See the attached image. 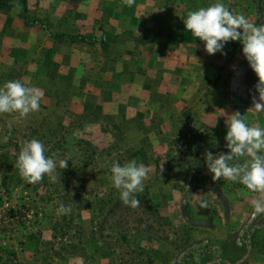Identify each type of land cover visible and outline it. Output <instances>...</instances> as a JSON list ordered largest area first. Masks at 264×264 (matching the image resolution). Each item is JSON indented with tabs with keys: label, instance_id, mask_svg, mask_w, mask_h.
<instances>
[{
	"label": "rangeland",
	"instance_id": "1",
	"mask_svg": "<svg viewBox=\"0 0 264 264\" xmlns=\"http://www.w3.org/2000/svg\"><path fill=\"white\" fill-rule=\"evenodd\" d=\"M61 1L8 0L9 6L0 7V87L19 80L43 93L38 111L24 117L0 113V261L16 255L17 248H34L39 262L71 259L75 264H183L186 250L203 244H192L188 232L200 215L194 214L191 205L194 195L197 190L222 193L217 183L227 181L212 179L204 154H226V141L214 140L220 133L207 125L192 123L172 134L167 141L172 153L159 157L156 145L161 146V136L147 135L139 117L134 121L125 115L114 121L106 107L97 104L95 95H82L80 89L93 83L83 66L89 67L104 52L86 50L69 38L55 41L49 36L50 31L76 34L80 30L55 28L54 18H58L53 7ZM238 1L223 0L232 10ZM243 1L245 7L252 8L244 12L249 22L264 24V0ZM34 21H41L44 27L32 25ZM123 47L108 49L105 63L112 57L122 59ZM240 71L229 76L231 90L226 96L234 109L243 103L244 112L239 113L249 126L264 127V110L252 109L251 104L254 96L258 99V77L246 59L242 80ZM102 76L99 74L104 79ZM110 80L108 77L107 82ZM31 139L43 142L45 155L56 161V181L46 174L32 184L19 176L15 163L20 149ZM249 159L245 156L244 162ZM60 160H68L65 169L59 167ZM131 160L146 170L143 190L134 194L139 200L135 207L121 201L110 171L114 162L124 165ZM241 160L230 163L240 164ZM166 163L169 171L164 170ZM178 166H184L185 171ZM251 195V210L255 211L261 194L251 191ZM61 203L72 210L58 215ZM215 207L217 211V204ZM8 230L14 234H5ZM250 235L253 241L261 237L259 231ZM151 237L163 253L158 261L148 247L154 243ZM215 254L203 255L202 264H215Z\"/></svg>",
	"mask_w": 264,
	"mask_h": 264
},
{
	"label": "crops",
	"instance_id": "2",
	"mask_svg": "<svg viewBox=\"0 0 264 264\" xmlns=\"http://www.w3.org/2000/svg\"><path fill=\"white\" fill-rule=\"evenodd\" d=\"M61 2L53 7L54 16L58 18H54L55 28L79 27V33L50 31L47 32L49 36L55 41L59 39L52 33L95 38L98 41L94 43H75H81L86 50L96 48L104 52L89 67L83 66L93 83L80 89L82 95H95L97 104L106 107L107 115L114 121L125 115L132 120L139 117L147 135L161 136V146L156 145V150L160 149L156 154L159 157L172 153L167 142L172 134L192 123L207 125L208 129L220 133L214 140L219 137L220 141H226V122L234 110L244 112L241 110L243 103L237 106L238 110L234 109L226 96L228 89L231 90L229 76L237 74L241 68L239 79H244L242 45L239 41H230L225 45V54L209 55L204 50V42L186 31L183 23L189 12L208 7L214 0H134L130 7L122 0ZM229 7L233 14L242 15L252 9H249L250 5L245 7L243 0L237 2L234 10ZM59 13L62 14L58 16ZM102 39H106V45L100 42ZM118 46H124L120 51H124L123 58L112 57L105 63V52ZM84 58L89 59V55ZM244 90L243 84L239 91L241 97ZM242 158L240 164L244 163ZM164 165V170L169 171V164ZM178 169L185 171L184 166H178ZM217 186L222 193L197 190L192 199L194 214L200 215L195 217L196 222L188 230L192 236L190 242L209 244L216 253L215 264H264V213L254 214V208L251 210V190L228 180ZM200 201H206L207 206L202 207ZM244 229L259 231L261 237L253 241L251 235H244ZM5 234L14 232L8 230ZM153 240L151 237L150 241ZM153 242L148 247L158 261L163 253ZM27 249L17 248L16 255L10 259L3 257L0 264H75L71 259L39 262L37 250ZM24 257L31 261L25 262Z\"/></svg>",
	"mask_w": 264,
	"mask_h": 264
},
{
	"label": "clouds",
	"instance_id": "3",
	"mask_svg": "<svg viewBox=\"0 0 264 264\" xmlns=\"http://www.w3.org/2000/svg\"><path fill=\"white\" fill-rule=\"evenodd\" d=\"M132 6L134 0H122ZM185 30L194 38L204 42V50L209 55L224 53L225 45L230 41H239L242 54L249 67L258 77L255 89L257 97H253L252 109L264 110V24L249 22L242 14H233L223 0H214L208 7L191 11L183 19ZM43 93L36 88L24 86L19 80L7 81L0 87V113H18L21 117L40 109ZM227 132L225 147L229 151L214 155L206 152L205 160L213 180L224 178L239 182L246 189L260 193L255 202V213H264V127L249 126L239 112L231 115L226 122ZM43 142L38 139L26 141L19 151L15 167L19 176L27 183H37L47 174L54 182L53 175L57 168L56 161L46 156ZM248 156L243 164L230 163L234 159ZM68 160H60L59 167L65 169ZM113 186L120 192V199L125 205L138 206L135 193L143 190L146 170L135 160L124 165L114 162L110 169ZM202 207L207 202H202ZM71 206L60 204L57 214H68Z\"/></svg>",
	"mask_w": 264,
	"mask_h": 264
},
{
	"label": "trees",
	"instance_id": "4",
	"mask_svg": "<svg viewBox=\"0 0 264 264\" xmlns=\"http://www.w3.org/2000/svg\"><path fill=\"white\" fill-rule=\"evenodd\" d=\"M10 3H8V0H0V7H7L9 6ZM32 25H39L40 27H44L43 23L41 21H34L32 22ZM46 29V28H45ZM52 35L60 40L69 38L72 42H80V41H85L89 43H94L98 41L97 39H87L85 36L82 35H66L62 33H52ZM102 44L106 45V39L100 40ZM247 234H251L250 231H245V236ZM213 255L214 252L212 251V248L209 244H201L195 247H191L186 250L184 256H183V264H202L200 258L205 255V254ZM216 256V254H215Z\"/></svg>",
	"mask_w": 264,
	"mask_h": 264
},
{
	"label": "water",
	"instance_id": "5",
	"mask_svg": "<svg viewBox=\"0 0 264 264\" xmlns=\"http://www.w3.org/2000/svg\"><path fill=\"white\" fill-rule=\"evenodd\" d=\"M252 104H253V102H252ZM254 106V105H253Z\"/></svg>",
	"mask_w": 264,
	"mask_h": 264
}]
</instances>
